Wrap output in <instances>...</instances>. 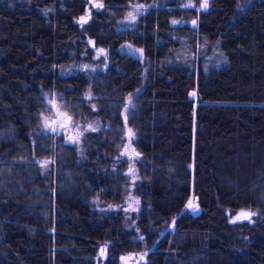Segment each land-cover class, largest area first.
<instances>
[{
  "label": "trees",
  "instance_id": "16d2710c",
  "mask_svg": "<svg viewBox=\"0 0 264 264\" xmlns=\"http://www.w3.org/2000/svg\"><path fill=\"white\" fill-rule=\"evenodd\" d=\"M102 1L81 22L88 0H0V264H264V0H141L123 28L136 0ZM56 90L64 129L107 125L41 130Z\"/></svg>",
  "mask_w": 264,
  "mask_h": 264
},
{
  "label": "rangeland",
  "instance_id": "374dc122",
  "mask_svg": "<svg viewBox=\"0 0 264 264\" xmlns=\"http://www.w3.org/2000/svg\"><path fill=\"white\" fill-rule=\"evenodd\" d=\"M88 2H89V9H88L89 12L87 14L85 13V14L82 15V17H86V20H87V18L89 17V15H90V13L92 11L98 9L97 7H95L96 4H101L102 7L105 5L102 0H88ZM188 3H189V0H186L184 2L185 5L188 4ZM191 3H192V5H195V0H191ZM245 3H246V0H240L239 1V6L242 7V6L245 5ZM208 4H209V2H208ZM137 6H140V7H137ZM102 7H99V8H102ZM150 7H151V5H148V4L144 3V2H142L141 0H136L135 2L132 3V5H131L130 9L128 10V12L124 16H122L121 18H118L117 19L118 27L119 28H121V27L123 28V27L126 26L127 23L132 22V20L126 19V17H128V15H129V13H132L136 17L135 20H137L142 14H144L145 12H147ZM88 40L91 43L94 42L93 39H88ZM200 48L201 47H199V49ZM98 57H99V54L96 55V58H98ZM198 57H199V55H195L193 58L197 59ZM94 65L95 66L99 65V67H102L103 69H105L107 67V63H104L103 61L94 62ZM45 95H46V98H48V99H50L52 101H55L57 104L55 106V110H54V113L52 115H45L43 117V125H42L41 130H44V131H46V130L44 129L43 126H44V124L46 122L49 123V124H51L52 121H58V122L62 121L63 123H65V120H67L68 118H70V115H71V113L68 110V103H67V100H66V95H65V91L64 90L48 91V92L45 93ZM57 109H59V112L65 113L66 115L63 116V117L62 116H59L57 114ZM106 125L107 124H105L101 119L96 118V119L92 120L91 122H89L88 124H84L82 122H79V123L73 124L69 129H64L63 128V129H60V130H62L65 133H67V137H68L69 135L72 136V133H74L76 131H79V130H81L83 128H85V129L86 128L87 129H89V128H95V127L100 128V127H104ZM54 126L55 127H58V124L57 125H54ZM134 150H135L136 153L138 152V150L136 149V147L134 148ZM132 169L134 170V166H132ZM135 176L136 175H134L133 177L135 178ZM191 199H193L194 202L196 203L195 196H193ZM137 201H139V200L135 196H133V195L129 196L128 201H127V209L131 210V209L139 206L140 203H137ZM129 205H131V208L129 207ZM244 210L251 211L252 213H255V215H257V212L254 211V210H252V209H244ZM239 211H237V212H239ZM199 212H200V207L198 209V212H196V213H199ZM237 212L234 215H236ZM234 215H232V216H234ZM255 215H253L251 217V220L252 221H253V217ZM238 222H240V221H238ZM140 253L143 256V259H141V262H140V263H142L145 260L146 253L145 252H140ZM133 254L134 253H132L131 255L125 256V257H130ZM100 256H102V257L105 256V250H104V254L103 255H101V252H100ZM122 263L126 264V262L124 260H122Z\"/></svg>",
  "mask_w": 264,
  "mask_h": 264
},
{
  "label": "snow or ice",
  "instance_id": "6c2138e0",
  "mask_svg": "<svg viewBox=\"0 0 264 264\" xmlns=\"http://www.w3.org/2000/svg\"><path fill=\"white\" fill-rule=\"evenodd\" d=\"M95 7L99 8V7H102V5L101 4H96ZM137 7H140V6H137ZM184 7H193V5L191 3V0H189V3L186 4V5H184ZM207 7H208V0H201L199 9H197V11L202 10V9H207ZM126 19L134 21L136 19V17L132 13H129V15H128V17H126ZM80 20H81V22H86V17H81ZM173 23H176V21H173ZM193 23H195V21H193ZM97 52L99 54H103L104 53V50L103 49H97ZM81 67L88 68L89 66L88 65H83ZM193 95H194V93H193ZM50 103H53V102L50 101ZM53 107H55V104L54 103H53ZM57 114L59 116H62V117L66 115L65 113L59 112V109H57ZM57 124H58V127H55L54 125H57ZM66 126L67 125L65 123H63L62 121H60V122H58V121H52L51 124H49V123L46 122L43 127H44V129L46 131H50V132L55 133V134L58 135L60 129H63ZM92 130L95 131V129H92ZM129 134L131 135V130H129ZM67 140H68V142H71V143L78 142V138L77 137H73L71 135H69L67 137ZM127 148H128V146L126 145L125 146V151L126 152H127ZM123 154H125V153H122V155ZM132 154H134L136 156L139 155V153H136L134 149H132ZM41 163L42 164H47L48 161H42ZM132 172H133V169L130 167L129 168V173L131 174ZM137 203H139V201H137ZM129 207L131 208V205H129ZM185 208L186 209H190L193 213H196V212H198L199 205L196 204L194 202V200L190 198L189 201H188V203L185 205ZM253 215H255V213H252L251 211H246L244 209H241L239 212H237L236 215L232 216L231 222L232 223H236L238 221H243V220H249L250 221L251 220V217ZM103 254H104V249L101 250V255H103ZM127 259H128V257H121V260L127 261ZM141 259H143V256H141Z\"/></svg>",
  "mask_w": 264,
  "mask_h": 264
},
{
  "label": "water",
  "instance_id": "95a60500",
  "mask_svg": "<svg viewBox=\"0 0 264 264\" xmlns=\"http://www.w3.org/2000/svg\"><path fill=\"white\" fill-rule=\"evenodd\" d=\"M124 49H128L129 53L131 54V56H133L134 58H137L139 60H141V62H143L145 60V49L142 48V47H138V46H135V45H131L130 43H126L124 44L123 46ZM104 50V53L106 52L105 49ZM83 65H88L89 67L88 68H83L81 66ZM77 69H89V70H92V71H97L99 70L101 67H99V65L95 66L94 63H91V62H87V61H80V62H76L75 65H74ZM90 82H92V80L90 79ZM85 92H86V98L88 100L92 99L93 98V91H92V88L91 87H87L85 89ZM72 123V117L70 116V119L68 118L65 122V124L67 126L71 125ZM129 130H131L130 128H128V132H127V152L124 151V153L126 155H129V156H132V157H136V155L132 154V149L135 148V145L133 143V136H134V133L132 132L131 130V135L129 134ZM84 131H86L85 128L79 130V131H76L74 133H72V136L73 137H81L84 133ZM196 201H199V197L196 196Z\"/></svg>",
  "mask_w": 264,
  "mask_h": 264
},
{
  "label": "built area",
  "instance_id": "2783aa9c",
  "mask_svg": "<svg viewBox=\"0 0 264 264\" xmlns=\"http://www.w3.org/2000/svg\"><path fill=\"white\" fill-rule=\"evenodd\" d=\"M142 254L140 252H134V254L128 257L126 264H140Z\"/></svg>",
  "mask_w": 264,
  "mask_h": 264
},
{
  "label": "flooded vegetation",
  "instance_id": "af4514ba",
  "mask_svg": "<svg viewBox=\"0 0 264 264\" xmlns=\"http://www.w3.org/2000/svg\"><path fill=\"white\" fill-rule=\"evenodd\" d=\"M85 94H86V92H85ZM93 97H94V95H93ZM65 122H66V120H65ZM72 124V123H71Z\"/></svg>",
  "mask_w": 264,
  "mask_h": 264
}]
</instances>
